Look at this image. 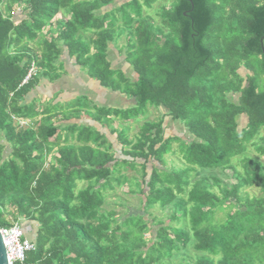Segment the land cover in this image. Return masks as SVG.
<instances>
[{"label": "trees", "instance_id": "1", "mask_svg": "<svg viewBox=\"0 0 264 264\" xmlns=\"http://www.w3.org/2000/svg\"><path fill=\"white\" fill-rule=\"evenodd\" d=\"M157 1L0 0V228L18 223L35 245L15 264H171L189 244L201 253L195 264H264V196L242 193H264V0H172L154 17ZM123 33L134 79L108 57ZM39 38L40 53L29 44ZM64 48L102 87L134 99L93 114L117 133L124 159L104 131L56 124L63 111L51 107L38 121L39 103L26 101L40 75L60 78ZM34 66L39 74L22 84ZM149 107L166 109L190 139L164 136L163 118L144 121L134 141L117 131L112 118L130 123ZM66 108L65 120L86 112ZM175 152L181 170L167 168ZM126 183L141 212L106 211ZM168 206L169 220L151 211Z\"/></svg>", "mask_w": 264, "mask_h": 264}, {"label": "rangeland", "instance_id": "2", "mask_svg": "<svg viewBox=\"0 0 264 264\" xmlns=\"http://www.w3.org/2000/svg\"><path fill=\"white\" fill-rule=\"evenodd\" d=\"M126 0H115V6L123 3ZM172 0H158L157 2L154 3L153 7L150 9L149 14L151 16L156 17L158 15L159 9L161 6H163L164 4H168V7L170 6ZM122 24V20L118 21V25L121 26ZM118 32V31H117ZM87 36V37H86ZM90 36V33L84 36V39L87 40L88 37ZM120 38L117 39V41H115L114 45L110 44V51H109V59L110 61L113 63V67L115 69H121L124 71V73L129 77L134 79L135 75L132 72V69L129 65L126 64L125 61H121L119 60V58L121 56H123V51L125 50V47L127 46V36L126 34H122L121 36H119ZM43 39L39 38L36 42H31L30 47H32L33 49H36L38 53H40V51L43 48L42 45ZM92 47V46H91ZM94 52V51H93ZM61 59V57H60ZM55 65L57 64V61L54 62ZM251 64L256 65L257 67L259 66L258 61L254 60L251 62ZM67 67L70 71V73L72 74L73 71H76V75H72V80H71V86L70 88L73 89V91H75L76 93L78 91H80V93L84 92V89L82 87H80V80L82 79L83 76H85L88 80V74L86 73V71L83 72V70L79 71L77 66H75V62L74 61H70L67 64ZM71 67V68H70ZM77 70H76V69ZM241 73H246V70L241 69L240 70ZM39 74V72L37 71V75ZM71 76V75H70ZM41 79H44L45 77L42 75H40ZM79 78V79H76ZM39 84V83H38ZM78 99H74L72 100L70 103H73L71 106H75L77 103H80L81 106L85 109L86 105H89L90 100L89 98H85L82 97L81 95L78 96ZM234 98H237L238 95L233 96ZM95 99V98H94ZM124 99V98H123ZM108 100V101H107ZM125 101H127L126 99H124ZM124 100H121L119 97L109 93L105 98H102V100L100 101L103 105H106L107 107L112 105H116L118 107H129L131 105H134L133 100L127 103H124ZM131 100V99H130ZM43 100L42 102L46 104V101ZM96 101V100H95ZM63 102H66L69 104V100L68 101H61L60 103L57 102V106L61 105ZM107 102V103H106ZM49 103V100H48ZM54 103H52L53 105ZM39 107V106H38ZM51 107V106H50ZM53 110H55V107H51ZM57 110L61 111L62 109V116L65 115V113L69 110H67L66 107H56ZM40 110V107L39 109ZM113 116V115H112ZM64 118V117H63ZM163 118V128H164V136H178L181 137V139L183 140H188L190 139V135L189 132L187 130V128H185L183 126L182 123H180V121H174L171 119L170 116H168L167 114V110L164 109L163 107L161 108H154V107H149V112L146 115L145 118L141 119H133V122L130 123H124L121 120L117 121L116 118H112L114 119V121L116 122L115 126L117 128V131H121L124 130L129 138V140L134 141L136 136L139 134L140 131V126L144 123V121H159V119ZM57 120V121H56ZM68 120H72L70 121L71 124L74 120V118H70ZM55 121L58 123H63V120L60 119V116L55 118ZM75 121V120H74ZM30 123L29 120H23L22 124H28ZM243 124H241L240 126L242 127ZM240 127V128H241ZM78 128H81V125L79 124ZM110 131V130H109ZM264 129L261 130L260 135H262ZM72 132V131H71ZM109 137L112 136L111 140L114 143V147H115V156L118 159H124L125 156L123 155L122 151H121V147L122 144H119L118 142H116L117 139V133L113 134L110 132L109 133ZM76 135H74L75 137ZM76 140V139H75ZM76 145L78 144V141L74 142ZM74 144V145H75ZM178 143H173V147L174 149L177 147ZM123 149V147H122ZM11 152V147L7 146V148L4 150V156H8V154ZM248 154L251 156L256 155V151L254 149V147H252L251 145H249L248 147ZM258 158L259 160H261L264 163V156H260L258 154ZM167 159V168L169 169H175V170H181L183 168L186 167L185 162L182 160L181 155L178 152H175L174 154H170L168 156H166ZM241 158H236L234 160H239ZM234 161V162H236ZM150 167V166H149ZM230 172V171H229ZM228 171H224L221 172L220 170H217L215 173L219 176H221V178H223V180L226 179V177L228 176L227 174L229 173ZM123 174H126V176L128 177H133V176H138L139 173H137L136 170H132V169H127L124 170L122 172ZM230 175V173H229ZM86 182L80 183L79 187H85ZM130 188H135L134 186L130 185L129 183L123 184L122 186L116 188V192H112L114 195H110L106 198V201L104 203L103 208L107 211L109 210H117L120 215L125 216L126 214H130L131 212H138L141 210V199L140 196H137L133 193H130L129 190ZM216 190V189H215ZM217 191V190H216ZM242 193L243 194H248L250 196H264V193L262 191V188L260 185H255V186H246L245 188L242 189ZM116 202V203H115ZM153 215L158 216L159 218L163 219V220H169V217L172 214L173 209L171 207H166V209H161L158 207H155L154 209L151 210ZM141 212V211H140ZM224 217V212H218L216 214V219L217 218H223ZM36 228V225L34 226ZM32 237V235L30 236ZM201 253H199L198 251H196L194 249V247L192 246V244H189V246L187 248H184L180 251V253L175 254L173 258H171V264H184L186 262V259H184V257L189 258L187 261H190V264H195V257L200 255Z\"/></svg>", "mask_w": 264, "mask_h": 264}, {"label": "crops", "instance_id": "3", "mask_svg": "<svg viewBox=\"0 0 264 264\" xmlns=\"http://www.w3.org/2000/svg\"><path fill=\"white\" fill-rule=\"evenodd\" d=\"M52 29L56 30V26L55 25L52 26ZM48 32L49 31H47V32L44 31L43 33L48 34ZM119 60L126 62V60L123 58V56H121L119 58ZM70 61H74L75 62V66H77L79 71L83 70L81 68V66L77 63L76 58L75 57H71L69 55V53L67 52V49L64 48V50L62 52V55H61V63L63 65V70H61L62 74H61L60 78L55 80V81H51L47 77H45L44 79H40L39 84L26 96V101L27 102L34 101V102H37V104L39 103L38 104V106L40 107V110H39L40 111L39 112L40 115L38 117V121H39L44 116V112L45 111H43V109L45 110L46 108H48L50 106L51 107H55V108L56 107H63V106L64 107H70L73 104V103H70V102L72 100H74V99H78L79 98L78 96H80V95L82 97L89 98L90 103H89V105L85 106V111L86 112L85 113L82 112V116L81 117L74 118L75 121L73 120L72 124L73 123H78L80 125L85 124V125L94 126V127L98 128L99 130L104 131L105 133H107L108 138L111 140L112 136L109 137L110 131L108 129H106V127L103 126V124L101 122H99V121H97V120H95L93 118V114L96 112L97 108L107 107L106 105H103L100 101L102 100V98H105L109 93L119 97L121 100L126 99L127 101L124 100V103L130 102L132 100H133V102H135L134 99L130 98L127 95L122 94L120 92L112 91V90H109V89H107L105 87H102L99 84L98 81L92 79L89 76H88V80H87V78L85 76H83L82 79L79 82L80 83V87H82L84 89V92L80 93V91H78L76 93L75 91H73L72 88H70V87H72L71 86L72 75H74V74L76 75L77 74L76 71H73L72 74L70 73V71H69V69L67 67L68 62H70ZM126 64L129 65L127 62H126ZM83 72H84V70H83ZM76 79H79V78H76ZM43 100L46 101V104L42 102ZM48 100H49V103H48ZM68 100H69V104L66 103V102H63L59 106H57V104H56L57 102L60 103L61 101H68ZM52 103H54V104L52 105ZM78 104L79 103H77L75 106H77ZM71 107H74V106H71ZM107 108H127V107H118L116 105H112L111 104V106H109ZM61 116L62 115H60V119L63 120V123H59V122L57 123L56 122L57 120L55 121V118L53 119V122L55 121L56 124H62L65 127L67 125L71 124L70 121H72V120H65ZM114 125L116 126V122H114ZM64 137H65V135H64ZM71 141H75V140L71 139Z\"/></svg>", "mask_w": 264, "mask_h": 264}, {"label": "built area", "instance_id": "4", "mask_svg": "<svg viewBox=\"0 0 264 264\" xmlns=\"http://www.w3.org/2000/svg\"><path fill=\"white\" fill-rule=\"evenodd\" d=\"M37 71L36 66L32 67L22 84L30 81L37 74ZM0 232L7 248L9 264L22 263L25 261L27 253L35 248L34 243L24 236L23 229L18 223L10 227L0 228Z\"/></svg>", "mask_w": 264, "mask_h": 264}, {"label": "water", "instance_id": "5", "mask_svg": "<svg viewBox=\"0 0 264 264\" xmlns=\"http://www.w3.org/2000/svg\"><path fill=\"white\" fill-rule=\"evenodd\" d=\"M262 44L264 45V38L262 39ZM0 264H9L7 248L5 246L1 232H0Z\"/></svg>", "mask_w": 264, "mask_h": 264}, {"label": "flooded vegetation", "instance_id": "6", "mask_svg": "<svg viewBox=\"0 0 264 264\" xmlns=\"http://www.w3.org/2000/svg\"><path fill=\"white\" fill-rule=\"evenodd\" d=\"M262 46H263V53H264V45L262 44Z\"/></svg>", "mask_w": 264, "mask_h": 264}]
</instances>
